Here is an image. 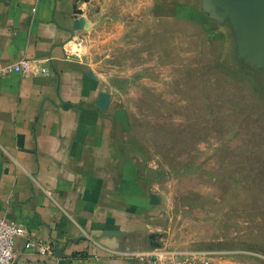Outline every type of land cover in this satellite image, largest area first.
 I'll return each mask as SVG.
<instances>
[{
	"label": "crops",
	"instance_id": "1",
	"mask_svg": "<svg viewBox=\"0 0 264 264\" xmlns=\"http://www.w3.org/2000/svg\"><path fill=\"white\" fill-rule=\"evenodd\" d=\"M95 2L0 0V70L26 69L0 78V217L53 248L38 256L18 239L13 264H147L131 254L147 250L146 230L163 213L122 94L79 57L82 47L63 48L83 45L74 22L84 17L90 30ZM146 7L150 22L196 28L218 63L264 74V0Z\"/></svg>",
	"mask_w": 264,
	"mask_h": 264
},
{
	"label": "rangeland",
	"instance_id": "2",
	"mask_svg": "<svg viewBox=\"0 0 264 264\" xmlns=\"http://www.w3.org/2000/svg\"><path fill=\"white\" fill-rule=\"evenodd\" d=\"M142 2L96 0L79 57L122 94L145 147L163 213L144 251L264 264V74L218 63L196 28L150 22Z\"/></svg>",
	"mask_w": 264,
	"mask_h": 264
},
{
	"label": "built area",
	"instance_id": "3",
	"mask_svg": "<svg viewBox=\"0 0 264 264\" xmlns=\"http://www.w3.org/2000/svg\"><path fill=\"white\" fill-rule=\"evenodd\" d=\"M81 47L82 43L80 41L75 43L68 42L63 46L65 52L69 55L76 54ZM25 70L24 63L20 62L11 68L0 70V78L12 72L20 73L24 76ZM47 72V69L40 68L37 70L36 75H45ZM18 239H21L20 244L22 246V251H29L38 256H46L53 253V248L49 243L33 237L26 231L22 224L8 222L0 217V264H13L16 257V240ZM131 255L141 258V260L145 261L147 264H193L191 260L185 256H172L168 259L161 260L147 252Z\"/></svg>",
	"mask_w": 264,
	"mask_h": 264
},
{
	"label": "water",
	"instance_id": "4",
	"mask_svg": "<svg viewBox=\"0 0 264 264\" xmlns=\"http://www.w3.org/2000/svg\"><path fill=\"white\" fill-rule=\"evenodd\" d=\"M78 14H81V12L79 11ZM89 28L90 24L86 21L84 17L78 18L74 22V29L88 31ZM107 97L108 96L104 93L100 94V99L102 100V102H106Z\"/></svg>",
	"mask_w": 264,
	"mask_h": 264
}]
</instances>
